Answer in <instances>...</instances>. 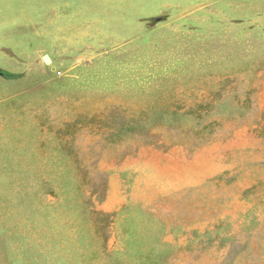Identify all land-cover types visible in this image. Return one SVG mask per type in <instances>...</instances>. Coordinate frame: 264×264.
Returning <instances> with one entry per match:
<instances>
[{
  "label": "rangeland",
  "instance_id": "rangeland-1",
  "mask_svg": "<svg viewBox=\"0 0 264 264\" xmlns=\"http://www.w3.org/2000/svg\"><path fill=\"white\" fill-rule=\"evenodd\" d=\"M0 264H264V0H0Z\"/></svg>",
  "mask_w": 264,
  "mask_h": 264
}]
</instances>
